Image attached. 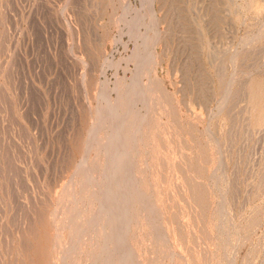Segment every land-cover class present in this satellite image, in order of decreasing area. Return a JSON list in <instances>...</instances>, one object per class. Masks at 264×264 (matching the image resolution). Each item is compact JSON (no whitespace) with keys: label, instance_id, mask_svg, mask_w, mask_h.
<instances>
[{"label":"rangeland","instance_id":"rangeland-1","mask_svg":"<svg viewBox=\"0 0 264 264\" xmlns=\"http://www.w3.org/2000/svg\"><path fill=\"white\" fill-rule=\"evenodd\" d=\"M130 245L264 264V0H0V264Z\"/></svg>","mask_w":264,"mask_h":264},{"label":"bare ground","instance_id":"bare-ground-1","mask_svg":"<svg viewBox=\"0 0 264 264\" xmlns=\"http://www.w3.org/2000/svg\"><path fill=\"white\" fill-rule=\"evenodd\" d=\"M127 119H128V118L117 119V120H115V121L118 122V124H119V125H117V126H118V130L122 129L124 126H126V124H129V123L132 122V119H129V123H128V120H127ZM136 120H137V119H136ZM113 123H114V122H113ZM132 123H134V122H132ZM132 123H131V124H132ZM115 125H116V123H115ZM115 127H116V126H115ZM131 161L133 162V160H131L130 157H128V158L126 159V161H124V163H123V164H124V170H126V169L128 170V169L130 168V166H131V164H132ZM86 164H87V163H86ZM87 166H88V165H87ZM87 169H88V168H87ZM90 170H91V166H90L89 171H90ZM127 170H126L125 173H127V175H128V173H129L130 176H129V175H128V176H129V177L132 176V179H133V178L135 179V177H134L135 175H133V174H135V173H130V170L127 172ZM131 170H132V169H131ZM132 171H133V170H132ZM132 171H131V172H132ZM125 175H126V174H125ZM125 179H127V178H125ZM128 179H129V178H128ZM128 179H127V180H128ZM132 181H133V180H132ZM134 181H135V180H134ZM134 181H133V184H134ZM129 182H130V181H129ZM130 183H131V182H130ZM135 183H136V182H135ZM73 185H74V184H73ZM131 185H132V183H131ZM70 186H71V189H72V187H73L72 184H71ZM79 186H80V185H79ZM79 186H78V187H79ZM132 186H134V185H132ZM81 187H82V185H81ZM134 187H135V186H134ZM131 188H132V187H131ZM133 189H134V188H133ZM133 189H132L130 192L134 191ZM137 189H138V188H137V186H136L135 191H137ZM69 190H70V189H69ZM73 190H75V189L73 188ZM73 190H72V191H73ZM67 191H68V190H67ZM67 191H66V192H67ZM68 193H69V191H68ZM79 195L81 196V194H79ZM66 196H68L67 193H66ZM72 196H73V195H72ZM74 196H76V195L74 194ZM80 196H79V197H80ZM69 197H70V195H69ZM71 198H73V197H71ZM82 198H84V197H81V199H82ZM74 199H75V198H74ZM84 199H85V198H84ZM72 200H73V199H72ZM77 200H78V198H77ZM77 200H76V201H77ZM89 200H90V198H89ZM106 200H107L106 198H103V202H104V203L106 202ZM74 201H75V200H74ZM76 201H75V202H76ZM197 201H198V200H197ZM70 202H71V201H70ZM72 202H73V201H72ZM72 202H71V204H72ZM79 202H81V201L79 200ZM76 203H77V202H76ZM83 203H84V201H83ZM197 203H199V201H198ZM86 204H88V203H86ZM80 205H81V204H80ZM82 205H83V204H82ZM82 205H81V206H82ZM86 206H87V205H86ZM71 207H72V206H71ZM71 207H70V209L73 208V207H72V208H71ZM74 207H75V206H74ZM77 208H78V207H77ZM81 209H82V208L80 207V210H81ZM155 209H157V208L155 207ZM75 210H76V209H75ZM71 211H72V210H71ZM73 211H74V208H73ZM154 211H155V210H154ZM157 211H158V209H157L155 212H157ZM77 212H78V211L76 210V213H77ZM107 212H108V215H109V216H110L111 214H112V215L115 214V212H113L112 210L107 209V211H106V218L109 217V216L107 215ZM159 212H160V210H159ZM159 212H157V213H159ZM64 213H65V212H64ZM64 213H63L62 216H64ZM71 213H72V212H71ZM71 213H70V214H71ZM81 213H82V211H81ZM74 214H75V213H74ZM66 215H67V214H66ZM68 215H69V214H68ZM79 215H80V213H79ZM75 216H77V215H75ZM75 216H74V217H75ZM80 216H81V215H80ZM80 216H79V219H80ZM70 217L73 219L72 216H70ZM60 218H61V217H60ZM66 218H67V217H66ZM82 218H83V217H81V219H82ZM61 219H62V218H61ZM61 219H60V220H61ZM77 219H78V218H77ZM79 219H78V220H79ZM63 220H64V219H63ZM75 220H76V219H74L73 222H74ZM71 221H72V220H71ZM60 222L62 223V220H61ZM73 222H71V223H73ZM61 223H60V224H61ZM79 223H81V222L79 221ZM74 224H75V223H74ZM77 224H78V222H77ZM77 224H76V225H77ZM65 225H66V224H65ZM78 225H79V224H78ZM78 225H77V226H78ZM80 225H82V224H80ZM60 226H61V225H60ZM73 226H75V225H73ZM77 226H76V227H77ZM63 227H64V226H63ZM64 228H65V227H64ZM74 228H75V227H74ZM80 228H81V227H80ZM129 228H130V227H129ZM58 229H59V228H58ZM72 230H73L72 232H74V229H72ZM78 230H79V228H78ZM59 231H60V230H59ZM62 231H63V230H62ZM128 231H129V230H128ZM61 234H62V233H61ZM163 234H164L163 236H167V235H165V233H163ZM58 236H59V235H58ZM61 236H62V235H61ZM128 236H129V235H128ZM59 239H60V238H59ZM126 239H127V238H126ZM126 239H125V237H124V240H122V241L124 242ZM164 239L166 240V238H164ZM168 239H169V238H168ZM166 241H168V240H166ZM127 242H129V240H127L126 243H127ZM124 244H125V243H124ZM130 244H131V243H130ZM127 245H128V243H127ZM127 245H126V246H127ZM128 246H129V245H128ZM130 246H131V245H130ZM131 247H132V246H131ZM80 250H81V248H80ZM126 250H127V252H125V253L129 254V255L131 256V258H132V260H131V264H135L134 261H136L137 258H135V260L133 261V257H134L133 254H135V253H137V252H135V251H134L135 253L133 252V247H132V251H131L130 248L127 249V247H126ZM126 250H125V251H126ZM134 250H135V248H134ZM75 251H76V250H75ZM78 251H79V250H78ZM76 252H77V251H76ZM76 252H75V255L77 256L78 254H77ZM82 252H83V251H82ZM78 253H80V252H78ZM132 253H133V254H132ZM136 255H137V254H136ZM76 256H75V259H76ZM80 256H81V255H80ZM78 259H79V258H78ZM73 261H74V260H73ZM137 261H139V260H137ZM74 262H75V261H74ZM74 262H73V263H74ZM71 263H72V262H71ZM78 263H79V262H78ZM136 263L139 264L138 262H136ZM79 264H80V263H79Z\"/></svg>","mask_w":264,"mask_h":264}]
</instances>
